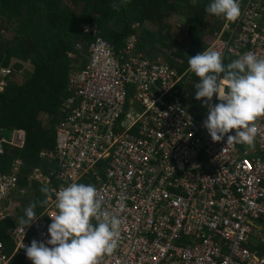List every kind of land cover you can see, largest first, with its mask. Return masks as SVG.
Returning <instances> with one entry per match:
<instances>
[{
    "label": "built area",
    "instance_id": "built-area-1",
    "mask_svg": "<svg viewBox=\"0 0 264 264\" xmlns=\"http://www.w3.org/2000/svg\"><path fill=\"white\" fill-rule=\"evenodd\" d=\"M240 9L207 49L264 58V0H244ZM84 29L94 35L88 61L69 69L54 150L41 154L57 166L29 176L49 186L50 198L31 225L7 229L13 253L0 240V264H14L15 254L32 264L23 244L49 238L55 192L71 182L93 184L104 210L122 218L118 246L100 264H264V117L254 147L228 145L227 135L213 141L207 107L199 117L186 108L184 74L136 50L135 34L117 47ZM23 140L14 130L10 142ZM19 167L17 159L0 174V220L12 213Z\"/></svg>",
    "mask_w": 264,
    "mask_h": 264
},
{
    "label": "trees",
    "instance_id": "trees-1",
    "mask_svg": "<svg viewBox=\"0 0 264 264\" xmlns=\"http://www.w3.org/2000/svg\"><path fill=\"white\" fill-rule=\"evenodd\" d=\"M209 3L210 0H0V81H5L0 88V138L5 139L0 174L10 173L13 162L20 160L12 213L0 220V240L8 253L12 243L7 229L21 223L30 202H37V216L47 203L39 201H45L41 188L49 186L29 176L35 167L49 174L57 166L52 156L41 154L54 150L55 125L62 119L59 106L71 94L67 87L69 69L81 68L88 61L94 35L84 25L95 28L117 47L123 46L128 35L135 34L136 50L184 74L185 83L179 86L184 103L199 117L206 108L202 103L205 98L197 100L194 96L199 77L192 73L189 78L192 71L188 59L209 47L210 37H205L214 34L225 20L206 11ZM179 15L183 16V26H175ZM25 60L32 64L29 71L23 69ZM231 61L230 55L223 57L225 64ZM16 129L24 131L22 144L10 142ZM21 259L15 254L12 261L21 264Z\"/></svg>",
    "mask_w": 264,
    "mask_h": 264
},
{
    "label": "clouds",
    "instance_id": "clouds-1",
    "mask_svg": "<svg viewBox=\"0 0 264 264\" xmlns=\"http://www.w3.org/2000/svg\"><path fill=\"white\" fill-rule=\"evenodd\" d=\"M206 11L234 21L240 15V0H210ZM188 64L199 77L194 96L197 100L205 98L202 103L208 115L203 124L211 139L221 141L227 135L228 145L254 147L261 131L258 121L264 117V58L247 52L225 64L219 50L204 49L189 56ZM214 95L216 103L212 102ZM232 130L234 133L229 134ZM41 192L45 201L39 203L43 204L50 198V189L43 186ZM55 201L58 211L49 216V238L23 244L32 264H100L103 255L117 248L122 218L104 210L93 184L62 185L55 192ZM36 207L34 201L25 208L23 228L37 219Z\"/></svg>",
    "mask_w": 264,
    "mask_h": 264
},
{
    "label": "rangeland",
    "instance_id": "rangeland-1",
    "mask_svg": "<svg viewBox=\"0 0 264 264\" xmlns=\"http://www.w3.org/2000/svg\"><path fill=\"white\" fill-rule=\"evenodd\" d=\"M174 15H176V14H174ZM176 16H177V15H176ZM182 19H183V16H182V15H179V16L177 17V20H175V21H176L175 26H176V25H177V26H181V25L183 26L184 23H183V22L181 23V20H182ZM172 22H173V19H172ZM0 24H1V23H0ZM3 26H4V25H3ZM150 28L153 29L152 26H150ZM220 28H222V27H220ZM218 30H219V29H217L216 31H218ZM210 35H211V34H210ZM209 37H210V40H212L213 34H212L211 36L207 35V36L205 37V39L207 40V39H209ZM13 61H14V59H13ZM22 64H23V69H25L24 71H29V70L32 69V64H31L28 60L23 61ZM4 71H5V73L8 72L7 69H5ZM190 71H191V70H190ZM189 73H191V74L189 75V78H191L193 72H189ZM2 75H3V74H2ZM2 75H1V76H2ZM189 78L187 79V82H188ZM4 83H5V81H4L3 79H1V81H0V88H2V86L4 85Z\"/></svg>",
    "mask_w": 264,
    "mask_h": 264
},
{
    "label": "crops",
    "instance_id": "crops-1",
    "mask_svg": "<svg viewBox=\"0 0 264 264\" xmlns=\"http://www.w3.org/2000/svg\"><path fill=\"white\" fill-rule=\"evenodd\" d=\"M232 60H234V59L232 58ZM10 251H11L10 253H13V244H12V249ZM20 258H22V257H20ZM21 260H22L21 264H26L27 263L26 261H24L23 258Z\"/></svg>",
    "mask_w": 264,
    "mask_h": 264
}]
</instances>
